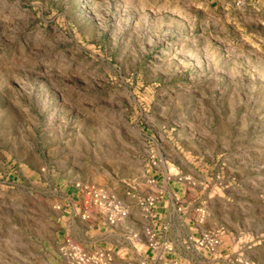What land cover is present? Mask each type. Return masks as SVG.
Masks as SVG:
<instances>
[{
  "label": "rangeland",
  "instance_id": "obj_1",
  "mask_svg": "<svg viewBox=\"0 0 264 264\" xmlns=\"http://www.w3.org/2000/svg\"><path fill=\"white\" fill-rule=\"evenodd\" d=\"M251 2L0 0V264H66L77 184L151 216L146 200L173 183L200 227L176 243L190 264H264V12ZM149 238L158 258L138 264H187Z\"/></svg>",
  "mask_w": 264,
  "mask_h": 264
},
{
  "label": "crops",
  "instance_id": "obj_2",
  "mask_svg": "<svg viewBox=\"0 0 264 264\" xmlns=\"http://www.w3.org/2000/svg\"><path fill=\"white\" fill-rule=\"evenodd\" d=\"M238 1L239 5L243 6L253 1L255 9L264 12V0ZM175 184H171L170 189H165L161 194L152 197L154 204L151 216L144 215L137 205H133L130 201H124L128 215L115 225H109L106 216L96 210L88 214L87 221H83L81 217L78 219L75 211H79L80 214L84 207L80 193L75 192L67 199L70 213L68 217H61L64 226L60 234L72 237L85 248L109 251L118 264H130L135 254L134 262L138 264L141 261L157 260L158 255H155L149 238V232H156L159 243L167 242L172 245L174 252L169 255L187 264L194 263L193 256L179 252L175 248L176 243L186 242L198 236L197 227L200 229L190 206L183 207L188 198L185 199L184 194L180 193L181 186ZM169 255L164 253L161 257H170ZM160 263L157 261V264Z\"/></svg>",
  "mask_w": 264,
  "mask_h": 264
},
{
  "label": "built area",
  "instance_id": "obj_3",
  "mask_svg": "<svg viewBox=\"0 0 264 264\" xmlns=\"http://www.w3.org/2000/svg\"><path fill=\"white\" fill-rule=\"evenodd\" d=\"M77 193L81 195V203L86 210L94 209L106 216L109 225H115L119 220L128 215V209L123 202L108 192L94 189L93 187L76 185ZM147 206H152L153 200H146ZM83 220L87 219L86 212L83 213ZM204 243V244H203ZM219 241L204 235L200 246L205 245L209 252L214 251ZM60 258L66 264H116L113 255L102 250H87L69 238L63 239L58 249Z\"/></svg>",
  "mask_w": 264,
  "mask_h": 264
}]
</instances>
